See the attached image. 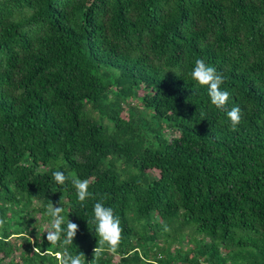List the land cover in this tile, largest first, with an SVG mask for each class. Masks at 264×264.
Listing matches in <instances>:
<instances>
[{
	"label": "trees",
	"instance_id": "trees-1",
	"mask_svg": "<svg viewBox=\"0 0 264 264\" xmlns=\"http://www.w3.org/2000/svg\"><path fill=\"white\" fill-rule=\"evenodd\" d=\"M102 198L123 231L97 264H264V0H0V264H58L50 203L88 264Z\"/></svg>",
	"mask_w": 264,
	"mask_h": 264
},
{
	"label": "clouds",
	"instance_id": "clouds-1",
	"mask_svg": "<svg viewBox=\"0 0 264 264\" xmlns=\"http://www.w3.org/2000/svg\"><path fill=\"white\" fill-rule=\"evenodd\" d=\"M176 75L178 76V73ZM190 75L192 80L198 85L207 86L211 104L217 109L225 110L230 120L231 130H237V126L242 119L241 108L234 106L230 110L226 109L230 93L220 87L224 82L222 74L218 73L214 67L207 65L203 59H197ZM52 175L58 185H64L70 179L76 190L78 202L81 206H84L86 199L91 196L88 179L81 180L76 176L69 178L62 171H55ZM60 202L63 204L62 199ZM62 211L63 206L54 207L53 203L48 205L46 215L50 218V221L49 226L45 230L47 233L46 239L51 245L60 244L63 249L55 257L58 264H84V253L73 255L67 250V246L73 244L79 225L68 220L66 228H63L64 217L61 215ZM87 221L88 224L94 225L95 235L98 237L97 246L93 249V259L90 262L88 261V264H97V261L106 251L110 254L117 252L121 243L123 229L121 228L119 217L114 214V210L111 207L104 205L103 198L94 204L93 217ZM4 224V219L0 218V229H3ZM165 230H168L166 225ZM62 233L64 238L61 243Z\"/></svg>",
	"mask_w": 264,
	"mask_h": 264
},
{
	"label": "rangeland",
	"instance_id": "rangeland-1",
	"mask_svg": "<svg viewBox=\"0 0 264 264\" xmlns=\"http://www.w3.org/2000/svg\"><path fill=\"white\" fill-rule=\"evenodd\" d=\"M30 214H32L33 216H32V218L33 219H35V218H37V216L39 215V213H32V212H29ZM28 213V215L30 216V214ZM22 216H24V214H22ZM48 227V225L45 223L44 224V230H46V228ZM185 241H186V239H185ZM186 243V242H185ZM186 247V245L185 244H183L182 245V248H185Z\"/></svg>",
	"mask_w": 264,
	"mask_h": 264
}]
</instances>
